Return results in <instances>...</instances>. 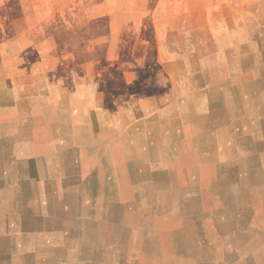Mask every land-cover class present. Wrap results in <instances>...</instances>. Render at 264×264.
Listing matches in <instances>:
<instances>
[{"label": "crops", "instance_id": "0c3cea01", "mask_svg": "<svg viewBox=\"0 0 264 264\" xmlns=\"http://www.w3.org/2000/svg\"><path fill=\"white\" fill-rule=\"evenodd\" d=\"M262 43L148 95L0 79V264H264Z\"/></svg>", "mask_w": 264, "mask_h": 264}, {"label": "rangeland", "instance_id": "374dc122", "mask_svg": "<svg viewBox=\"0 0 264 264\" xmlns=\"http://www.w3.org/2000/svg\"><path fill=\"white\" fill-rule=\"evenodd\" d=\"M262 42L264 0H0V79L103 74L148 95L240 74L236 54Z\"/></svg>", "mask_w": 264, "mask_h": 264}]
</instances>
